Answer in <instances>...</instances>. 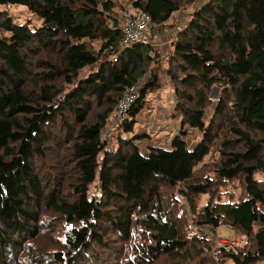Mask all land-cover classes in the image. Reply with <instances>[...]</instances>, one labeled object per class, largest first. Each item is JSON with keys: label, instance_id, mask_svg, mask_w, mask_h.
<instances>
[{"label": "trees", "instance_id": "1", "mask_svg": "<svg viewBox=\"0 0 264 264\" xmlns=\"http://www.w3.org/2000/svg\"><path fill=\"white\" fill-rule=\"evenodd\" d=\"M125 1L129 9L118 0H0V264H47L44 253L26 248L47 211L70 224L62 249L47 254L55 264H114L110 234L120 242L134 230L141 237L131 242L129 264H254L264 257V0H203L175 27L161 67L172 118L201 135L189 145L180 128L167 146L132 132L145 95L159 86L161 59L150 43H118L124 9L143 10L160 25L183 0ZM5 4L24 7L38 24L16 23ZM145 73L103 138L121 92ZM211 85L220 93L204 123ZM141 138L143 152L135 145ZM214 144L210 172L194 173ZM95 178L98 196L88 197ZM233 180L241 187L236 199L212 194L214 181ZM165 187L176 188L210 238L162 207ZM202 194L208 199L196 211ZM222 225L247 243L222 242L212 256Z\"/></svg>", "mask_w": 264, "mask_h": 264}, {"label": "rangeland", "instance_id": "2", "mask_svg": "<svg viewBox=\"0 0 264 264\" xmlns=\"http://www.w3.org/2000/svg\"><path fill=\"white\" fill-rule=\"evenodd\" d=\"M202 1L203 0H193L191 2L188 0H183L179 8L174 13H172V15L164 22V24L154 25L149 29L150 45L152 44V48H155L156 50V58L158 60L161 59L160 64L158 63L160 65L158 68L159 86L145 95L143 102L144 105L135 116L137 119V124L135 123L134 126H132V132L139 137L144 136V133H148L150 138L147 139H150L149 141L158 145L167 146L171 134L175 132L178 133L180 128L182 129V133L184 134V139L186 140L187 144L192 145L200 139L201 133L199 131L196 129H189L185 125L181 127L178 119L172 118L174 96L172 95L168 78L161 67H163L162 62L164 63L166 60L165 57L168 58L169 56L167 53L168 50L166 48L168 47V44H170L172 36H174L175 27L179 26V24L182 25L189 18L192 11L198 7L199 3ZM118 2L120 5L122 4V6L124 5V7L129 9L128 3H126L125 0H118ZM6 9L11 19H13L16 23L28 22L30 25L38 24V21L35 19V17L24 7L12 6ZM219 93L220 87L218 85H211L209 87L207 91L209 103L204 108V113L202 116L204 123H207L209 120L218 101ZM106 125L107 124L104 125V130ZM101 135L103 138L109 139V135L107 136L104 131H102ZM130 135L131 133L127 132L123 133L122 137L129 138ZM145 141V138H141L135 142V145L140 147L142 152L144 151L143 146ZM216 156V144H214L209 148L208 154L203 157L202 161L193 167L194 173H197L200 176L205 173H209V161L212 158L215 159ZM205 164H207V166L204 167ZM41 171L46 173V171H49V169H42ZM255 177L259 178L262 177V175L256 174ZM210 190L212 194L214 192H218L220 200H225L227 197H231L234 200L238 197L241 187L237 180L230 181L225 185H221L219 182L214 181ZM161 192L163 194L160 196L159 202H161L162 207H171L177 216H179V219L183 222L188 231L195 233V235L198 237H211L208 227L197 222L196 215L189 209L188 205H186V201L178 195L175 187L162 188ZM87 196H98V182L96 178L88 185ZM208 196V194H202L197 197L195 204L196 211H200L201 207L205 205ZM40 219L43 221L42 229L35 238L28 240L26 248L32 250V252L35 254L44 253V258L48 259L46 263L55 264L47 254L49 251H58L62 249L60 241H63L64 231L68 230L70 224H66L65 220L50 211L41 214ZM221 229H227L229 232L232 230V232L229 235H224L220 232ZM110 236L112 242L106 243V246H110V249L108 250L109 254L112 256L108 261L110 263H114L115 260L113 257H116L117 259L114 264H129L131 259L134 261V259L129 255L132 250L131 242L139 241L141 232L134 230V233H132L131 236L127 238V240H122L120 242H117L116 234H110ZM213 238L214 240L211 242L209 248L212 256H214L213 254L217 252L215 249L221 245H218V242H224L227 243L226 246L234 247L242 246L247 243V239L244 235L235 232L232 228L225 225L215 228ZM125 255L126 257H124ZM222 261L227 264L226 258H223ZM166 263L167 259L154 264ZM254 264H264V257Z\"/></svg>", "mask_w": 264, "mask_h": 264}, {"label": "built area", "instance_id": "3", "mask_svg": "<svg viewBox=\"0 0 264 264\" xmlns=\"http://www.w3.org/2000/svg\"><path fill=\"white\" fill-rule=\"evenodd\" d=\"M8 4H5L4 8H9ZM150 21V17L147 12L143 10L136 11L134 13L127 9L122 12L121 30L122 36L118 43L119 46L123 47L133 42L150 43L149 40V29L153 27ZM146 73L138 77L132 84L126 86L121 92L120 99L113 108L112 115L109 117L104 133L108 136L111 126L115 125L121 120L126 112V109L133 102L136 97L138 89L142 86L146 80ZM218 245L221 243L218 242Z\"/></svg>", "mask_w": 264, "mask_h": 264}, {"label": "crops", "instance_id": "4", "mask_svg": "<svg viewBox=\"0 0 264 264\" xmlns=\"http://www.w3.org/2000/svg\"><path fill=\"white\" fill-rule=\"evenodd\" d=\"M167 50H168V52L167 53H169V50H170V44H168V47L166 48ZM231 230V229H230ZM228 231V232H227ZM221 233H223L224 235H229L231 232H232V230H231V232H229V230H227V229H221V231H220Z\"/></svg>", "mask_w": 264, "mask_h": 264}]
</instances>
